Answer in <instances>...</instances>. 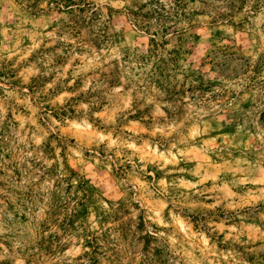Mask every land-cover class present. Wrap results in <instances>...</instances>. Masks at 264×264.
Listing matches in <instances>:
<instances>
[{
  "label": "rangeland",
  "instance_id": "1",
  "mask_svg": "<svg viewBox=\"0 0 264 264\" xmlns=\"http://www.w3.org/2000/svg\"><path fill=\"white\" fill-rule=\"evenodd\" d=\"M184 2L0 0V264H264V0Z\"/></svg>",
  "mask_w": 264,
  "mask_h": 264
},
{
  "label": "trees",
  "instance_id": "2",
  "mask_svg": "<svg viewBox=\"0 0 264 264\" xmlns=\"http://www.w3.org/2000/svg\"><path fill=\"white\" fill-rule=\"evenodd\" d=\"M27 1V4L29 7H32L34 5V2H31V0H25ZM185 0H148L149 4L151 3L153 7L149 11L150 14L157 16V21L158 18L163 17L165 20H159L160 25L162 26V31L164 32L162 34V37L164 38L166 36L165 31L167 27V23H173L175 22L180 15L184 12V5H185ZM228 6L231 8L236 7V3L238 0H227ZM50 4L52 5V9L61 11V10H69L72 8H78L79 10H82L84 7L88 6L91 4V0H49ZM226 7V6H225ZM254 8V7H253ZM132 18L131 23L136 26L140 27L141 30H145L144 23H143V18L146 16L145 14H140L139 12L131 11ZM151 43H156V34H153L152 37L149 39ZM168 40V39H167ZM262 117L264 118V113L262 114Z\"/></svg>",
  "mask_w": 264,
  "mask_h": 264
}]
</instances>
